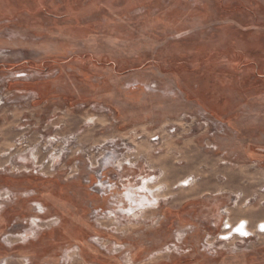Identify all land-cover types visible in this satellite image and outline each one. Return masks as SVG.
<instances>
[{"label": "rangeland", "instance_id": "374dc122", "mask_svg": "<svg viewBox=\"0 0 264 264\" xmlns=\"http://www.w3.org/2000/svg\"><path fill=\"white\" fill-rule=\"evenodd\" d=\"M259 97L264 0H0V264H264Z\"/></svg>", "mask_w": 264, "mask_h": 264}, {"label": "crops", "instance_id": "0c3cea01", "mask_svg": "<svg viewBox=\"0 0 264 264\" xmlns=\"http://www.w3.org/2000/svg\"><path fill=\"white\" fill-rule=\"evenodd\" d=\"M213 1H219V0H213ZM203 62L200 63L199 65H194V66L184 65L180 68L179 72H180V74H182V77L184 78V82L188 80V82L190 83L191 80L194 81V80H197L200 78H201V80H203L202 78H204L203 82L207 83L206 80L211 78L212 75L208 76L206 74H212V73L217 74L218 72H220V69H224L223 68L224 66L206 65ZM257 74H258L257 75L258 78H262V76L259 74V71ZM205 86H207V85H205ZM184 88H186V89H198L199 85L187 84ZM257 100L258 101H264V98L259 97ZM194 101L200 107L204 106V104H205L199 98H197ZM210 113H211L212 117H214L216 120H223V118H221V115H218L214 111H210ZM226 152L228 154L229 160L233 163H237L238 165H248L251 163H259L261 165H264V148L257 150L251 146H244V147L233 146V147L228 148Z\"/></svg>", "mask_w": 264, "mask_h": 264}, {"label": "built area", "instance_id": "2783aa9c", "mask_svg": "<svg viewBox=\"0 0 264 264\" xmlns=\"http://www.w3.org/2000/svg\"><path fill=\"white\" fill-rule=\"evenodd\" d=\"M151 142L156 147L159 148L161 143L163 142V140L161 139V137L156 136V137H153L151 139ZM223 214L226 217V219H225L224 225L222 227L223 234H221V236H220L221 241H227L228 239L233 238L234 236L242 238V239H248L250 237L249 234L244 235V234H241V233L238 232V228H239L240 225H244V227L249 228V223L248 222L246 224H243V222H242L241 224H239V226L237 228L233 229V227H236L238 223H234L231 220L230 211H229L228 207H226L223 210ZM256 231H257V233L259 235H264V220H262L259 223H257Z\"/></svg>", "mask_w": 264, "mask_h": 264}, {"label": "bare ground", "instance_id": "6f19581e", "mask_svg": "<svg viewBox=\"0 0 264 264\" xmlns=\"http://www.w3.org/2000/svg\"><path fill=\"white\" fill-rule=\"evenodd\" d=\"M212 148L214 149V147H212ZM144 200L147 201V202H148V201L150 202L149 198L146 197V196L144 197ZM132 212H133V211H132ZM242 222H243V224H246V223H247L246 220L240 221V222L237 224L236 227H233V229L237 228V227L239 226V224H241ZM238 232L241 233V234H244V235L249 234V236L251 237V231L249 230V228L244 227V225H240V226H239V228H238Z\"/></svg>", "mask_w": 264, "mask_h": 264}]
</instances>
